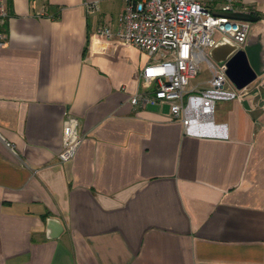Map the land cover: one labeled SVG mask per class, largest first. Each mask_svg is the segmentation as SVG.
Here are the masks:
<instances>
[{"label":"crops","instance_id":"crops-1","mask_svg":"<svg viewBox=\"0 0 264 264\" xmlns=\"http://www.w3.org/2000/svg\"><path fill=\"white\" fill-rule=\"evenodd\" d=\"M0 2V264H264V0L232 6L258 18L240 47L256 78L216 104L225 139L129 103L149 58L95 33L122 0ZM65 112L83 140L60 163Z\"/></svg>","mask_w":264,"mask_h":264},{"label":"built area","instance_id":"built-area-1","mask_svg":"<svg viewBox=\"0 0 264 264\" xmlns=\"http://www.w3.org/2000/svg\"><path fill=\"white\" fill-rule=\"evenodd\" d=\"M124 9L116 28L98 27L95 33L133 46L146 54L148 63L140 79L145 84L143 94H134L129 103L167 104L169 117L180 123L185 136L225 139V124L214 122L216 104L221 101L243 100L242 89L229 81L225 63H215L208 56L214 44L226 38L242 47L251 30V23L233 21L212 14L210 4L221 1L220 11H233L235 0H122ZM95 5H89L94 8ZM8 18L6 6L0 2V26ZM220 37L214 39V33ZM0 32V48L3 46ZM206 63L210 77L207 86H191L200 64ZM78 120L65 112L62 122L60 163L70 162L82 142Z\"/></svg>","mask_w":264,"mask_h":264},{"label":"water","instance_id":"water-1","mask_svg":"<svg viewBox=\"0 0 264 264\" xmlns=\"http://www.w3.org/2000/svg\"><path fill=\"white\" fill-rule=\"evenodd\" d=\"M212 14L233 21L254 23L258 20L247 12L215 11ZM208 56L215 63H225V73L236 89L246 87L256 78L243 50L226 38L218 40L208 52ZM46 229L49 232L48 238L57 237L62 230L61 225L54 219L47 220Z\"/></svg>","mask_w":264,"mask_h":264},{"label":"rangeland","instance_id":"rangeland-1","mask_svg":"<svg viewBox=\"0 0 264 264\" xmlns=\"http://www.w3.org/2000/svg\"><path fill=\"white\" fill-rule=\"evenodd\" d=\"M219 37H220V34L218 32H215L214 33V39L218 40ZM209 77H210V75L208 72L207 65H206V63L203 62L200 64V70H199L197 76L190 81V85L191 86H194L196 84L201 85L202 83H205Z\"/></svg>","mask_w":264,"mask_h":264}]
</instances>
